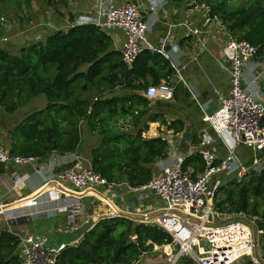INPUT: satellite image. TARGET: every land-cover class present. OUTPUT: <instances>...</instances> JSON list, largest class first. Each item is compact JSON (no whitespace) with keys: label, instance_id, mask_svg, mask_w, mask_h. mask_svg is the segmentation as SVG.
I'll list each match as a JSON object with an SVG mask.
<instances>
[{"label":"trees","instance_id":"trees-1","mask_svg":"<svg viewBox=\"0 0 264 264\" xmlns=\"http://www.w3.org/2000/svg\"><path fill=\"white\" fill-rule=\"evenodd\" d=\"M5 1L19 7L21 0H0ZM47 1L68 5L67 0ZM196 1L208 5L233 38L248 41L257 49L256 59L264 60V0H243L231 6L227 0ZM74 15L69 11L68 26L52 29L43 39L21 45L16 52L0 45V107L14 113L34 96L46 99L42 108L32 109L11 129L12 154L42 160L52 153H72L81 144L80 125L85 121L89 134L100 138L89 151L92 169L108 183H147L154 176L153 164L166 158L168 150L162 136H144L148 123L158 122L173 133L186 127L183 119H168L161 109L170 108L171 103L158 107L161 100L152 102L145 90L149 85L173 81L175 100L191 94L177 80L169 58L144 48L127 64L106 29L90 22L72 24ZM199 141L198 132H191L192 144L197 146ZM182 168L195 176L204 168L200 153L187 154ZM215 206L220 211L264 216V167L241 179H227L217 190ZM171 240L169 233L156 225L124 216L102 217L76 244H67L55 264H132L144 255L154 258L151 255L158 253L155 246ZM21 261L17 235L0 230V264ZM192 263L184 256L174 264ZM145 264L170 263L163 254L160 261Z\"/></svg>","mask_w":264,"mask_h":264},{"label":"built area","instance_id":"built-area-1","mask_svg":"<svg viewBox=\"0 0 264 264\" xmlns=\"http://www.w3.org/2000/svg\"><path fill=\"white\" fill-rule=\"evenodd\" d=\"M187 5L200 13L199 25L189 27L192 34L198 35L200 28L207 29L215 25L226 35L222 58L217 60V64L228 77V89L226 93L215 90V103L212 100L198 103L206 126L198 132L200 141L197 146L189 143L186 153L179 152L173 159L169 158L159 173L138 186H131L125 181L108 183L91 165H73L56 171V157L53 154L41 166L37 158L10 154L2 144L0 164L10 161L15 164L29 163L35 172L44 174L45 187L54 181V187L61 194L84 192L96 186L117 185L124 186L139 199L152 194L159 202L156 211H144L134 216L131 212L111 209L107 217L124 216L165 230L172 238L170 244L163 246V249L169 247V252L165 254L170 264L184 256L189 257L194 264H243L245 261L264 264V216L243 211H220L215 206L217 190L228 176L241 179L248 172L260 171L264 167V90L261 89V85L264 86V60L256 59L257 49L248 41L233 38L220 17L211 13L208 5L196 0H189ZM93 6L90 10L77 11L78 14L75 12V23L90 22L106 30L121 29L124 39L119 50L127 64L144 48L170 57L166 49L169 32L161 36L156 44L150 41L147 32L150 30L151 17H144L138 4L96 0ZM148 10L151 12L156 9L150 6ZM171 65L175 67L173 62ZM177 75L185 82L180 72ZM173 94L172 86L165 81L149 85L145 90L147 98L161 101L171 100ZM193 97L198 100L196 95ZM241 149H247V154H243ZM194 151L200 153L204 168L192 176L183 170L182 163L184 157ZM15 176L13 187L21 183L24 174ZM18 202L22 205L14 207V212L7 215L9 224L11 221L25 222L23 219L28 221L39 217L40 213H35L41 203L39 195L25 197L23 201L18 199ZM21 206L32 208L34 213L19 214L17 209ZM56 209L67 211L71 221L80 211L83 212L78 201L60 203ZM85 218L87 223V216ZM77 227L71 222L68 230ZM13 232L19 240L20 264H55L57 254L68 244L59 241L55 246L45 247L47 236L44 233L34 235L28 230ZM132 264L144 263L138 260Z\"/></svg>","mask_w":264,"mask_h":264},{"label":"crops","instance_id":"crops-1","mask_svg":"<svg viewBox=\"0 0 264 264\" xmlns=\"http://www.w3.org/2000/svg\"><path fill=\"white\" fill-rule=\"evenodd\" d=\"M164 1V5H159L160 0H136L135 3L139 5L140 12L144 17H151L148 35L150 41L156 44L161 36L169 32L166 45V49L170 54L169 59L174 63L176 71L181 73L184 81L191 82V84L196 87L198 100L193 96L194 102L191 101V97H188L186 100H177L174 105L171 104L170 109L168 108V110H165L168 119L179 117L184 120L186 128L182 132L173 133L172 130H168L158 122L148 123V128L144 132V136L155 137L160 135L165 138L168 143L166 158L158 160L153 164L154 175L160 172L163 166L167 164L166 162L169 158L173 159L179 152H184V150L181 149V144L184 143V139L191 140V137L187 138V135L189 134V136H191V132H194V130L191 129L194 122L196 120L203 121L198 103L207 100H212L215 103V90L226 93L228 89V77L217 64V60L222 58V47L226 39L225 32L214 27L215 25H210L207 29L200 28V34H192L189 31V27L192 28L199 25V11L191 8V6L187 8L186 0H170L167 6H165V4L168 0ZM116 2L124 4L132 1L116 0ZM91 3L90 1L75 0L73 5L75 6V10L78 9L77 11L83 12L92 7L93 3ZM150 6L154 7L156 10L149 12L148 8ZM73 21L75 22V19ZM68 22L70 24L69 20ZM64 26L65 23L61 22L58 28ZM107 31L113 38L114 47L119 49L124 39L122 30L110 28L107 29ZM117 93H120V91ZM150 100L152 102L157 101L153 98H150ZM211 104L212 102L210 105ZM43 106L38 108H42ZM164 108L165 107H162L161 109L164 110ZM196 109L200 114H197ZM2 110L3 109L0 107V144L12 154L11 129L31 110L26 107L19 115L11 118L3 114ZM190 124H192V126ZM80 127L83 138L76 151L62 155L52 153L54 157H56V171L69 168L73 165H90L89 151L98 144L100 138L89 134L85 121L81 123ZM187 127L188 130L190 129L189 131H187ZM202 128H204V126L201 125L196 131L199 132ZM171 135L174 136L172 139L175 140V142L171 140ZM220 152L223 151L220 150ZM49 156H51V154ZM49 156L45 159L38 160L37 163L44 166ZM21 174H24L21 183L13 187L12 181L14 177H16L15 175ZM44 180V174L35 172L33 166L29 163L15 164L10 161L3 165V171L0 173V230H27L23 226L29 221L38 222L43 219L51 218L50 221L44 223V226L47 232L53 234L55 240H57L56 243L65 241L68 244H76L80 240L83 232L81 231L68 237L67 235L69 233L67 234V232L70 231L68 227L71 222H73L75 226H78L79 229L85 223V216L88 218V224L91 219H93L95 223L98 219L107 217L108 211L111 209L131 212L132 215L138 216L141 212L156 211L159 207V202L152 194H149L143 199H139L135 193L129 192L121 185L110 187L96 186L84 192L70 191L69 194H61L60 190H57L58 188L54 187L53 184H48L49 186L46 185L47 187H45L43 184ZM65 185L69 189L75 190L71 185ZM34 195H39L41 201L40 207L37 208L35 212L36 214L40 213L39 217L28 221L23 219L25 222L22 220L20 222L11 221L9 224L7 215L11 214V211L14 212V207L22 205L20 204L21 202H18V199L23 201L25 197H32ZM76 201L81 203L83 212L80 211V213L75 216L74 221L68 218L67 211H58L56 209L60 203H75ZM17 211L19 214L22 212L34 213L32 208L28 209L22 206L18 208ZM41 211L43 212L41 213ZM92 225H90L89 228ZM73 230L76 231V229ZM72 234H74V232ZM162 248L163 246H155L158 253H153L151 255L154 258L144 255L140 261L144 264L146 262L160 261L162 258L160 259L161 254L159 252L161 251L162 254L166 253L165 249L163 252ZM166 248L169 249L168 247Z\"/></svg>","mask_w":264,"mask_h":264},{"label":"rangeland","instance_id":"rangeland-1","mask_svg":"<svg viewBox=\"0 0 264 264\" xmlns=\"http://www.w3.org/2000/svg\"><path fill=\"white\" fill-rule=\"evenodd\" d=\"M82 1H90L93 3V4L91 3L92 6L96 2V0H82ZM131 1L135 3L136 0H131ZM227 1H228L229 6H231V5H238L239 2L243 1V0H227ZM74 2H75V0H67V3H68L67 7L62 6L57 1L50 5V3L47 0H30V2L28 4H26V0H21L19 7H17L14 4V2L13 3L9 2V1L0 2V45L5 46L7 49H9L12 52H16L21 45H27L31 41H35L37 39H42L47 34V32H49L52 29L58 28L59 25L61 24V22L65 23L64 27L68 26L69 25V22H68L69 11L77 12V10H78V9L75 10V6L73 5ZM169 2H170V0H168L166 2L165 6H167ZM164 3H165L164 0H160L159 5H161V4L164 5ZM174 3H176V2H174ZM188 3H189V0H186L187 8L190 7L187 5ZM165 6H164V8H165ZM56 8L59 11L54 10ZM90 9H87V10H90ZM76 14H78V12ZM73 17H74L73 18V20H74L75 15ZM74 23L75 22L72 21V24H74ZM148 35H149V31L147 32V37H148ZM259 70H261V69H259ZM177 80L180 81V79L178 77H177ZM171 82H173V81H171ZM171 82L169 84L172 86L173 92H174V84ZM185 82L183 84L188 88V90L191 94L190 99H191V101L194 102L192 96L196 95L198 98V93L196 92V87H194L191 84V82H188V81H185ZM261 89L264 90L263 85H261ZM184 100H186V99H184ZM263 100H264V96H263ZM176 101L177 100H175L174 98H172L171 100H168V101H163V102L160 101V103L157 106L158 107H162V106L167 107L168 105H170V103L174 105V103ZM45 103H46L45 97L43 95H38V96H34L28 104H26L23 107H20L14 113H7L4 110H2V112H3V114L9 116L10 118L16 117L26 107L29 108L30 110H32L35 107L38 108L40 106H43ZM170 108H171V106H170ZM164 110H168V109L164 108ZM196 111H197V114H200V112L197 109H196ZM190 125L192 126V124H190ZM201 125L205 126V122L196 120L193 124V127H191V129L194 130V132H197L196 131L197 128ZM189 130L187 127V131H189ZM188 133H190V132H188ZM190 137L191 136H189V134H188L187 138H190ZM170 138L173 142H175V140L172 139V138H174L173 135H171ZM183 142L184 143L181 144V149L184 150V152L182 150L181 151H182V153H186V151H188V144L191 142V140L184 139ZM172 148H174V147H172ZM247 151H248L247 149L246 150L241 149V152H243V154H247ZM231 177H232L231 175L228 176L225 179V182L227 181V179H231ZM225 182H223V183H225ZM50 220H51V218L43 219V220H40L38 222H34V221L30 222L29 221L23 227H25L28 231H30L34 235L43 234V233L46 234L47 240L45 241L44 245H45V247H52V246H55L57 244L56 243L57 240H55L52 233H49L46 231V227L44 226V223H47ZM93 223H94V221H93V219H91L88 224L84 223L82 225V227L79 229L77 227L76 231L70 230L69 232H67V234L69 233L67 236L71 237V236L75 235V233H79L81 231L84 232ZM73 232H74V234H72ZM165 251L168 253L169 249L166 248ZM163 252H164V249H163ZM159 253L161 254V258H162L163 254L161 253V251ZM192 264H194V263H192Z\"/></svg>","mask_w":264,"mask_h":264},{"label":"water","instance_id":"water-1","mask_svg":"<svg viewBox=\"0 0 264 264\" xmlns=\"http://www.w3.org/2000/svg\"><path fill=\"white\" fill-rule=\"evenodd\" d=\"M52 184L55 185L54 181H52Z\"/></svg>","mask_w":264,"mask_h":264},{"label":"bare ground","instance_id":"bare-ground-1","mask_svg":"<svg viewBox=\"0 0 264 264\" xmlns=\"http://www.w3.org/2000/svg\"><path fill=\"white\" fill-rule=\"evenodd\" d=\"M169 248V247H168Z\"/></svg>","mask_w":264,"mask_h":264}]
</instances>
